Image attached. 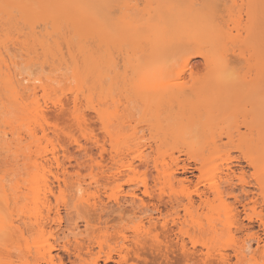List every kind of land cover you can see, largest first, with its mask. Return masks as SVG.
I'll list each match as a JSON object with an SVG mask.
<instances>
[{
    "label": "rangeland",
    "instance_id": "1",
    "mask_svg": "<svg viewBox=\"0 0 264 264\" xmlns=\"http://www.w3.org/2000/svg\"><path fill=\"white\" fill-rule=\"evenodd\" d=\"M15 1H17V0H15ZM28 1H31L32 3H34L36 0H28ZM89 1H86V2L88 4L92 5V7H91L93 10L92 11V17H94L95 19L98 18L99 20H101L102 21V22L100 21L101 26L104 27V29L110 31L109 33L111 35V39H109V42L111 43L112 41H114L113 44L112 43L110 44L108 42L105 43V41L103 40V37L100 36L98 33H96L97 36L93 35V34H95L94 30L89 29L88 27L85 29L83 35L81 34L82 36H77L76 34H75L76 35L75 36L74 33H77V31L75 32V30H73L71 28L72 26L70 28L72 29L71 31L73 33L70 31L69 25L65 24V25H67V26H65V25H62V23H61L62 28L61 27L60 28L62 31H60L61 32V35H60V32L59 31L57 32L55 27H53V29H52V26H53L52 21L53 20L51 21L52 22V24H51L49 20H48V22L47 21L45 22L44 20H40L39 17H38V19L36 17V20L38 22L35 20L36 24H34L32 26V25H29V22H28L29 17H32V15H30V14L28 16H26L27 21H25L23 19V18H25V16H23V14L19 11H14L13 17H11L10 19L4 13H3L4 15L3 14L0 15V58H2V60L0 59V68L2 71V72L0 71V135L1 136L6 135L5 136L6 140L10 141V143H11L8 145L6 143L0 142V145L2 144L1 145L2 148L0 147V167H2V168H0V178H2L4 176L3 171H5V168H7V169L10 168L11 164H13V165L17 164V166L19 165V168H17L16 172H15V170H10V169H8L9 171L6 170V172L8 171V173L5 175H7L8 178H6V179H8V180L4 179L3 183H4V181H6L5 183L6 184L9 183V185L7 184L9 187L13 184L15 186V183L18 180L20 181V178L22 179L20 182L18 181L19 183H21L20 184L21 187H20L19 192H18V190H19L18 189L15 192L16 193L15 194L14 191L12 192L13 189L9 188L10 189L8 191V193H9L8 197L9 198L7 200L8 201L7 203L2 201L4 198L1 199L2 196H0V207H2V208H0V240L3 238H6L5 241L2 240L1 243H3V242H4V244H5V242L7 243L4 246H3V244L0 243V253L2 252L0 254V264H9V262H13V264H25V261H22V260H24L23 259L24 257L21 254L22 250L24 253V251L27 250V248L29 249V247H30L29 251L32 249V251H30L32 253H28L27 252L28 250H27V251H25L24 254H26V252L28 253V255H26L25 259L28 257L30 260H32V259H34L33 255L35 254V253L33 254V252H34L33 248H35V246L37 247L38 244L39 245L42 244L41 246H43L42 242L40 244L39 241H37L43 237V236H40L38 233H36L37 231L36 232L34 231V233H33V231H31L32 235L30 234V232H28V233L26 232L27 234L25 233V236L24 237L22 236L23 238L21 236L19 237L16 235L15 236L8 235L6 233V231L9 230V228H8L9 224H14V225L22 224L24 220L29 221L30 218H33L37 214H39L41 212H47V208H49V207H52V209L54 211L59 209L65 218V219H63V223H62L63 225L61 227L62 229H60L56 224H53V223H52L53 225L51 224L54 228L53 229L51 227V229H53V231L55 230V232H57V234L59 235V236L57 235V238H56V237H52V236H56V234L53 231L49 232V230H51V229H50V226L49 227L47 226L45 233L44 232L42 233V234H44V236H45V234L47 236V237L46 236L43 237V239L44 238L49 239L48 241L45 239H44L45 242L43 241L44 245L46 246L49 244L48 242L54 243L55 242L54 240H56V239L62 238V240H63L64 236L69 234L71 231L69 229V226L67 227L68 224H70V223L73 224V223H75V221H77V223L80 224V229L77 231H80V230H83V228H84L83 224H84L85 216L87 218L94 219V217L92 215H91L92 217H89L90 214L94 215V212H96L94 207H92L88 202H86V201L83 202L82 200H79L76 197L73 199V195H74V193H76V187L74 185H75V180H77V179H81L82 183L85 180L83 185L86 188L88 187V190L90 189L89 192H91V191L96 192L97 187L100 188L98 190H100L99 193H101L100 194L101 198L103 197L102 199L103 200L105 199V202H109L110 206H111V203L113 204V201L108 199L109 194H111L113 192H118L119 194H121L123 196V199H122L123 213L121 215L118 212L113 213L112 212L114 210L113 207L107 208V210L105 209V211L102 212L104 215L105 214L107 215V216L105 215V217L111 216L108 219L110 221V223L112 222L115 226L121 225V228H122V226L124 227L125 225H127L126 228H128L129 220H130V222H133V221H139L141 219L140 216L142 213L138 212L139 211L138 209H134V207L130 201L125 200V199H130V194H128V191L131 190L132 188H137V189L139 188L140 190H138L137 192L141 196H143L146 200H150L155 204L156 203L159 204L161 206L162 212L164 214H166V213L170 214V211H171V213H174V211L179 210L180 215H183V214H185L184 205H186L188 202L186 195L190 192H193V190L195 189V185L198 183V181L200 182L198 184L199 185L198 187L200 189L205 188L204 186H209L212 182L220 183L221 185H223L224 194L221 197H215L212 194V192L209 191L208 196H211L210 198H212L209 206L203 207L201 209L198 208V210L196 209V207H194V208L190 209L191 214H189V215L185 214V217H184L186 220L185 228L189 230L191 235L196 234L198 236L200 235V236L207 238V236H204V235L197 233L199 223L207 225L208 219L210 217L217 218L220 216L219 214H221L220 218L223 219V218H225V214L228 211L234 210L235 208L237 210L238 209L241 210L242 206L238 202V200L234 199L235 195H237L239 197L243 195L240 198L243 201L245 200L244 202H246L248 204L250 203L249 205L252 208H254L256 212L264 213V197H262L260 195L259 185L256 182V180H257L256 177L259 174L261 176L259 178H263V176H264V172L262 173V171H264L263 170L264 158H262L261 166H259V167H261L260 172L256 171L259 169H256L252 165H250L245 158L244 153H246V151H248L247 150V144L243 143V142H239V141L229 142V140L227 139L228 137H226L227 131L225 132V130H228L226 128V126L230 121L223 122L225 124H223L221 122L227 118H228V120H231L237 114L240 115V116L238 115L239 116L238 120H240V121L243 120V118L241 116V112L238 113V111H240V110L235 111V109L233 107H229L231 105L230 101H229L230 98H238L240 104H242V102L249 104V102H247L248 100H246L247 98H249L250 102H257V105H261V97H262V94H264V0H258V2H256L257 0H213L215 5L217 2H219V3H217L218 7L216 5V7L214 9H212L210 14H207V16L204 13H202V15H204L203 18L204 17H205V19L208 18L202 24L203 27L204 26L207 27V30L205 31L206 33L204 35L199 36L198 40L193 41V42L196 44L198 51L204 49L206 53H208L212 56H214L217 52H223V51H224L223 53L226 54V52L223 48V45H224V43H228V45H227L228 50H227L226 56H227L228 60L230 59L229 65H231V67L229 68L230 72L227 71V74L230 73L229 78H228L227 74H226V77L223 78L224 84H222L221 86L218 85V81H219L220 77L225 75L223 73L221 74V76H220V74L210 75L211 73H209L208 77L204 80L198 79L195 81H191V80H189V78L186 77L183 80L172 82V83H177L181 86L188 88L187 89V90H189L188 92H199V93L205 94V95L209 94L208 97L206 98L208 102H210V101H222L224 103L226 102L227 104H230L227 106L220 107L219 109L211 107L212 112H210V110H207L205 108V106H203V107L200 106L198 112L200 114L204 111L206 112V113H203V114H205L204 116H203V114H202V116H200V118L202 117L200 120L201 122L203 121L202 119H204L203 117L207 118L206 121L209 118H211L212 120H215V121L220 119L219 122H221L219 128H217V131L215 132L217 135V136L215 135V140L219 142V144H220L219 147H217L215 149H206V150H202V149L200 150L197 146H195L193 143H191V138H177V137L169 136L167 139H160L158 135L161 134L162 132H160L158 130L156 132L154 130H153L154 132L147 130V129H151V128H146L147 125L146 126L144 125L146 130H147L145 132L144 131L145 129L142 127L144 124L143 121L145 120L146 117L143 118L144 120L142 121L143 122L142 127H139V126H141V124L139 122H141L140 120H142V117L144 116L143 112L139 113V117H140L139 118L138 115L136 116L137 113L135 114V113L131 112V110L133 111V109H134V108H131V105H129L131 110H129L127 112H130L131 114L133 113L134 114V115L132 114L133 118L136 117L137 120L132 118V119H130L131 120L130 121L129 117H128V120L131 122L130 123L131 125L129 126V128L131 127L132 130L130 131L128 129L129 124L126 122L125 125L128 124L126 127V131L128 129L129 133L127 132V134H125L123 132L125 134V135L122 134L123 136L119 135L120 132L122 133V131H119V130H122L124 128L123 131H125V127H123L122 129L118 128L119 132H116L117 130L113 129V127L116 128L119 126L116 123L117 126L112 125L113 126V127L111 126L112 129H109L110 126H109V128L107 126V128H108L107 129L104 126L102 120L99 119L98 116H96L97 115L96 111L99 110V106L102 108H105V109L107 108L110 113L114 111L111 109L112 105L110 107L109 106L103 107V105L102 106L100 105V104H107V105L112 104L113 103V100H112L113 94L115 96L114 99H116V97L118 95H119L118 97L122 98V93H121L120 86H119L120 81L122 79V75L119 76L120 74H117V73L121 72V66L124 63V56L129 51V48H128L129 43L138 41L139 39L142 38L141 36H143V37L147 36L148 37V36H150L149 34H151L150 28H149V27H151L150 25L147 26L148 25L147 24L146 25L147 27H146L143 25L144 23H142V25L144 27L142 26L140 28V27H138V25H137L138 23L136 21L139 19H141L139 21H142V19H143V22H144V19H146V18L148 19V16L150 14H152L151 16H153L160 9H164V8L165 9L166 8L171 9L170 7L172 5H176V7L178 6L177 8H179V6L183 4V6L186 7L188 12H190V10L192 8L191 4H193V2H196V5H198V4L202 3L201 0L200 1L199 0H197V1L196 0H194V1L193 0H179L180 2H177L178 0H156L157 2L154 0H118V1L117 0H98L96 2H93V0H91L90 2ZM119 1L122 2V4L118 3ZM153 1H154V3H153ZM170 1H171V3H170ZM172 1H174V2L172 3ZM250 1H254L252 8L254 11L255 21L260 18L259 23L256 21L257 23L255 24V26L253 24V28L255 27L254 31H258L257 34L255 33L256 36H255L254 42L255 41L256 42H255L254 46H251L250 44H246V43H241V41L239 40L240 38L243 39V37H245L244 35L247 34V30H246L247 25L245 23L247 22V17H248L246 14L249 12L247 5L249 4ZM258 3H261V4H258ZM124 4H126V6H123ZM108 5H120V6L122 5L119 9L118 16L114 17V13L116 12V9L113 7H108ZM155 5L156 6L158 5V6L156 7ZM194 5L195 4H193V6ZM131 7H136V9L133 10V8H132V11H131V10H129V8L131 9ZM155 8H158L159 10H156V12L154 13L153 11L155 10ZM108 9H110V12ZM128 10H129V12L130 11L132 12L130 14L132 19H130L129 15H128L129 20H127L126 18H125L126 19L125 20L124 16L126 15L125 13H128ZM112 11H113V14H112ZM256 11H258V13ZM260 11H262L263 13H261ZM98 13H100V14H98ZM230 13L232 14L231 17H230ZM233 14H234V16H235V14L238 16L239 15L243 16V17H241L242 23H244L246 21L244 23L246 26L241 23L242 24L241 27H245L244 30L242 29L241 34H239L238 29H236L234 27V23L232 20ZM235 18H238V17L235 16ZM213 19H214V21H213ZM130 20H134V21H132L133 23ZM127 21H130L131 23L130 22L127 23ZM231 21H232V23H231ZM238 21H240V18L238 19ZM146 23H147V20H146ZM63 24H64V22H63ZM135 24L137 25V27H135ZM227 26L229 28L233 27L232 33H231L232 35L230 36L231 39H227L224 36V34L222 35V33H220V32H223V30L225 32L226 29H228ZM34 27H36V28H34ZM64 28L65 29L67 28L66 30H69L70 34ZM33 29L34 30L36 29V30L30 34V32H32ZM134 29L136 31L137 30L138 31L136 32V31H134ZM64 31L67 32L69 35L66 34ZM91 31H92V33H91ZM211 31L212 32L214 31V32L212 33ZM35 32L37 34H35ZM122 32H123V36H121ZM214 33H215V35H214ZM32 34H33V36H31ZM46 34H48V36ZM77 34H79V33H77ZM132 35H134V36H132ZM135 35H137V36L135 37ZM37 36L39 39H37ZM68 36H70L71 39L70 38L68 39ZM93 36L97 37V40H94L95 37H93ZM79 37L84 38L83 40L86 44L84 42L83 43L85 45L83 43H81V44H83L84 46H87L86 47L87 49H90L89 53L91 52V56L87 50H86L87 51L86 56L84 53H81L83 48L81 47L82 45L77 42L79 40ZM90 37H92V38H90ZM138 37H141V38H138ZM145 37L142 40H144ZM29 38H31L32 41ZM35 38L37 41L35 40ZM41 38L45 39L46 42H49V43H47V46L50 45L51 47L50 48L47 47L48 49H46V50H48V52L51 51V53L50 52L47 53L45 48L44 49L41 48V47H43V45L45 43V41H44V43H42V46L39 44V43H41V41L43 42V40L40 41ZM74 39H75L76 43L72 44V42H74ZM148 39H149V37H148ZM80 40H82V39H80ZM85 40H87V41H85ZM67 41H69L71 43H69ZM101 41H102V44L105 43L107 45L106 46L103 45V47H102V45L100 44L101 46L99 48L100 49L99 50L100 52H99L97 47H98V44L101 43ZM190 41H192V40H190ZM27 42L30 43L29 44L30 47H28ZM25 44L27 45V47L25 46ZM52 44H53V46H52ZM75 44H76L77 48H78V45H81L80 48H82V50H80V48H78V50L81 52L76 51L77 50V48H75L76 46H73ZM242 44L243 45L246 44L244 46L245 48L242 46ZM31 46H32V48H31ZM101 47L103 48V50ZM33 48L35 50H33ZM104 48L107 49L108 51L105 52ZM91 49L96 51L95 55H93L94 51L92 52ZM71 50L73 51L72 53H70ZM132 51L133 52L136 51L135 47H133ZM179 51H180L179 49H172L171 52H169L168 54L174 58L179 53ZM75 52H76V54L74 55ZM97 52H99V53L102 52V55L97 53ZM57 54H59V56ZM79 54H81V55H79ZM82 54H84V55H82ZM88 54H89V58H91V60H95V61H89L88 60L89 61L88 63L90 66L89 65L87 66L86 63H84L86 61V59L82 58L84 56H85L84 58H86L88 56ZM41 55H43V56H41ZM44 55H46V56H44ZM60 55H62V56H60ZM99 55H101V56H99ZM105 55H106V60H102L103 61L102 62L101 57H102V59H105V57H104ZM76 57H78V58H76ZM92 57L94 59H92ZM244 57H246V58H244ZM49 58H50V60L48 61ZM68 58H69V60H68ZM109 58L111 59L113 66L110 67L109 70L106 71L105 69H107V67H105L104 65H101V66H104L102 68L99 65V67H101V71H100L97 67L98 64L106 62L105 63V65H106L107 62H109L108 60H110ZM248 58H250V59L248 61H246ZM55 59H57V60L55 61ZM80 59H83L82 62ZM60 60H62V61H60ZM71 60H72V64L70 62ZM77 60H79L80 63ZM190 60H191L190 65H197L201 69L206 67L207 62L205 61V59H203L202 56L195 55V56L190 57ZM13 61H17L18 67L22 70L25 68H28V69L39 68V69H41V71H36V72L30 71L33 74H40V73L43 74L45 71V73H47V75L41 74L42 76H51V75L54 76V74H57V72L60 71V73H61L60 76L58 78H56L58 80H54V81L52 80L51 81V80L47 79L48 77L44 78V80L46 79V81L48 83L47 86L45 87V89H39L35 96L33 95L30 97V99L29 98L25 99L26 102H29L31 99H35L37 104L40 107H42L43 110L46 111V112L44 111V114H47L46 116L42 115L40 113H38V114L33 113L29 119L23 121V120H21V118L23 117V114L20 112H15L16 110H14V109L16 107L14 108V106H12L11 98L7 95L8 91L5 87V84L3 83V80L5 81V79L8 78L9 75H11V74L13 75V73H15L14 68H13ZM50 61H52V62H50ZM99 61H101V62L99 63ZM69 62H70V64H69ZM77 62L79 63V65ZM97 62H98V64H97ZM62 63H64V64H62ZM55 64L56 65L59 64V65H61V67L64 65L62 67L63 69L61 68L62 70H59V71L53 73L52 70L55 69ZM80 64H81V66H80ZM115 64H117L118 66L116 65V67H115ZM82 65H86V66H82ZM92 65H94L93 69L96 70L95 73L91 72L92 71L91 70ZM52 67H54V68H52ZM85 67H88V69ZM78 68H79V70H78ZM112 68H114V69H112ZM75 69H77V71ZM85 69H87V70L85 71ZM97 70L99 72H103L104 76L102 75V73H100V74L106 80L102 77L104 79V81L102 82V80H101L102 78L100 79L101 76L99 75V72H97ZM232 70L235 71L234 72L235 74L232 72ZM54 71H56V70H54ZM87 71L92 73L94 77H91V74L88 76V78L86 76L84 77L83 74L84 75L89 74V72H87ZM210 71H213V69H211ZM108 72H110L111 74H107ZM231 72L233 73V76H232ZM49 74H51V75H49ZM105 75H106V77L108 75V77L106 78ZM109 75H111V76H109ZM230 75H231V78H230ZM118 76L121 77V79ZM112 77H114L115 80ZM116 78H118L117 82H115ZM46 81H44V82H46ZM115 84L117 86H115ZM256 86H259V87L256 88ZM115 88H116V90H115ZM218 88H225L224 90L226 93L224 95L218 97L216 94V91ZM118 90H120V91H118ZM227 91H235L236 94L231 96L227 93ZM118 97H117V99L119 102V99H121V98H118ZM202 100L203 99L199 100L196 97L194 98V101L197 102V104L198 103H199V105H201L200 103H202V105L206 104V102H203ZM75 102H77V104ZM123 102L124 101H122V103ZM116 103H117V100H116ZM120 103H121V101H120ZM75 104H76L75 107L79 110V112L81 111L80 113L84 112L83 114H85L86 118L88 116H89L88 119L90 118L89 120L86 119L87 122L84 121L83 124H85V125H83L80 122H79L80 123L79 124L78 121H75L74 118L72 117L71 113L76 109L74 107ZM114 104L115 103H113V105ZM117 104H119V103H117ZM123 104H127V103H123ZM95 107H98V110H96L97 108H95ZM125 107H126L125 105L120 106L121 112ZM110 109H111V111H110ZM173 110H175V112H178V110H180V109L176 106ZM136 111L137 110L135 109L134 112H136ZM200 111H202V112H200ZM127 112H125V113H127ZM188 112H189V114L191 113L190 111H185L187 116L185 115L184 112L181 113L184 116V117L182 116L183 119H185L186 117L188 118V115H189ZM16 113H18V114H16ZM260 114H261V116H257V117H260V121H259V127L261 129L260 133L264 137V119H262V109H261ZM187 118L185 119V121H187ZM147 119L148 118H146V120ZM137 121H138V124H137ZM132 122L135 123V125H139L138 126L139 128H136L137 130L135 129L136 130L135 134H133L134 133L133 132L134 124ZM223 127H225V128H223ZM112 130L116 133L113 132V134H111ZM140 130H142L145 133L146 136H143V137H145V140L143 138H141L142 139L141 140L139 138L140 137L139 136L137 138L140 140L135 139V142L133 141L134 139L132 140V138L130 139L131 142L125 141L126 139H127V141H129L128 139L130 138V136L135 138L134 135L137 136L136 135L137 131H138L137 134L139 135ZM230 130H233V129H230ZM235 130L236 129H234L233 131H235ZM241 130H242V132H244L245 128L241 127ZM142 131L140 133L141 136L143 133ZM221 132L223 135L220 134ZM152 133H154V134L152 135ZM219 134L221 137L219 136ZM161 136H163V133ZM155 137H157V138H155ZM219 137H220V140H218ZM146 138H147V140H146ZM151 138H154L156 140L151 139ZM96 139L99 141H96ZM148 140L151 142V144L153 146L152 148L148 147V146H150V143H149V145H145L147 142H149ZM153 140H154V143H153ZM138 141H141V142L136 143ZM17 142H20V143L17 145ZM19 145H21L19 148L20 151L18 149ZM138 150L144 151L145 155L147 154L146 156L148 158V164H146V162H145V164H143L144 162H142L139 159ZM21 151L22 152L24 151L25 154L23 155V153ZM29 153H30V157L28 156ZM53 154L54 155L56 154V156H58L60 160L65 162L66 166L69 169L68 172L69 173L71 172L70 174L72 175V177L69 173H66V175H68L67 177H69L70 182H74V183L69 182V185L66 186V185H64L63 181L59 182L57 180V176L60 175V177L64 178L63 176L65 174L63 173L62 170H59L60 168L57 169L58 167L53 162L54 161V159H53L54 155ZM41 156H45V157H43L45 160H48L49 162L52 161L54 163V164H52L53 166L51 165V167H50L51 172L47 171V174L45 175L47 177V179H49L48 182L51 185V187H50L52 190L51 192L49 191V187H46L44 185L45 181H43V180H44L45 176L39 174V171L38 172L36 170L34 171V167L32 169H30V171H28L29 169L26 168L27 162L28 163H30V161L33 162L37 157L40 158ZM196 157H198L199 159L195 160V159H197ZM43 158H41L40 160H42ZM101 158H104V159H101ZM99 160L102 162L101 164H102L103 169L97 168V163H100ZM130 162L133 163V170H130L128 168V164ZM24 163L26 164L25 165L26 167H23V168L21 167L22 168L21 169L20 166L21 165L23 166ZM229 163L232 165V168H233V170H235L236 174H240L239 172L242 173L243 171H244V174L246 173L245 175H246V178H247L246 180L248 183L245 186V190H246L247 194L245 192L241 191V189H240L241 186L239 184L240 182H238V183L236 182L237 184L235 183V185H237V187H235L234 191H232L230 189V187L224 186V183H223L224 178L223 177H224L227 165ZM184 164L189 167L188 171L182 172V169H177V171L178 170L179 171L176 172L177 173L176 175H177L178 179H184L186 177L188 179V181L184 180L185 182L183 181L182 184H180L178 182H175L174 184L171 183L169 181L168 174L171 172V170L173 168L176 169V166L180 167ZM105 169H106V171H105ZM101 170H103L104 172H102ZM110 170H111V172H110ZM11 172H13V173L11 174ZM93 172H94V175H93ZM78 173H79V175H78ZM261 173L263 175H261ZM32 174H33V176L34 175L35 176L31 177ZM87 174L90 175L91 177L94 176L95 178L96 177L99 178L100 179V183H99L100 187H99V185L95 186L96 185V183L94 182L95 178L93 177V179H92L90 176H87ZM112 174L115 177L112 176ZM9 176H11V177H9ZM40 176H41L42 180H40ZM42 176H43V178H42ZM109 176H112V178ZM116 176H117V178H116ZM37 177L41 181L40 183H39V181L37 183ZM105 177L106 178L109 177V179H110L109 180L110 182H108V185L106 184L107 186H104V184H103V182H105V179H106ZM17 178H18V180H17ZM70 178L71 179L73 178V181ZM32 180L34 183L36 182L37 185H34ZM145 181L147 182L150 189L152 190L151 194L153 195L154 198H152V195H151V198H149L150 196H148V195H143L142 191L144 189V182ZM235 181H237V179ZM32 184L34 185V187L35 186L37 187L38 185H39V187L37 189L33 188ZM44 186L46 187V189H48L47 191L44 190ZM68 186H70V187H68ZM5 188L7 189L8 187H5ZM21 189H23V190H21ZM38 190L40 191L39 192L40 194L38 195V198H37L36 194H38V193H36V192H38ZM2 191L0 190V193ZM255 192H257V193H255ZM2 194H0V195H2ZM43 195H45V196H43ZM192 195H193V198L195 199V201H197L199 203L198 197L195 195V193H192ZM255 195L256 196L258 195V196L255 197ZM3 196L5 197V194H3ZM244 196H246V197H244ZM170 197H173V198L179 197L180 199H182L181 200L182 202H180V204L175 202L174 204L175 205L177 204V207L175 206L172 209L171 208L172 206L169 203L167 204V202L170 200ZM161 199L163 200V202L162 201L160 202ZM253 201H256V202L254 203ZM164 203L166 204L167 207L165 206ZM198 203H195V204L198 205ZM115 207L116 206L114 205V208ZM5 208H7V209H5ZM250 209L251 208H249V210ZM1 210H2V212H1ZM3 211L5 213H3ZM132 211H136L137 212V213L135 212L136 214L140 213V214H138L140 216L136 215L139 218H134V215L132 214L134 212H132ZM108 215H110V216H108ZM154 215H158V213L155 212ZM243 215H244V213L241 214V220L244 217ZM120 216H124L125 220L121 221ZM142 218L144 219V222L147 224L148 219L146 218V216L143 215ZM33 219H35V218H33ZM131 219H134V220L131 221ZM243 221L245 223H248V221L246 219H243ZM122 222H123V224H122ZM112 223L110 225L114 226ZM130 224H129V226L132 225V224L131 225ZM59 229L61 230V232H59L60 231ZM116 229H114V231H113L114 234L116 232L115 231ZM119 229L120 228L118 227L117 230H119ZM252 229H255V230L259 229L256 222L253 223ZM124 231L128 232L129 235H132L131 232H133L132 229L128 230V231L124 229ZM48 233H52L53 235L51 236ZM40 234H41V232H40ZM38 235L40 237H38ZM209 235L210 234H208V236ZM33 236L35 238L38 237V239L36 238L37 239L36 241L38 242V244H36L34 242L35 238ZM54 238H56V239H54ZM69 238H74V237L72 235H69ZM113 240L114 239H112L111 241H113ZM111 243H113L112 246L114 245V246H116V249H119V247H120L119 244L121 242L116 243V240H115V242L113 241ZM28 245H29V247H28ZM39 245H38V247H39ZM198 245L200 248L198 246H197V248L201 249L200 244H198ZM253 246L254 247L256 246L255 243H253ZM227 251H229V252L231 251V253H232V250L230 248ZM54 253H56V252H54ZM19 254L22 256L21 258L19 256ZM29 254H31V255L33 254V255L31 256ZM113 255H114V260H112L109 264H116V261L118 260L117 250L113 251ZM173 258L175 259V261H179V262L174 261V263L172 261L173 264L181 263L177 257H175V256L172 257V260H174ZM234 260H235V258H233V261ZM124 264H128V263H124ZM138 264H146V263L139 262Z\"/></svg>",
    "mask_w": 264,
    "mask_h": 264
},
{
    "label": "bare ground",
    "instance_id": "2",
    "mask_svg": "<svg viewBox=\"0 0 264 264\" xmlns=\"http://www.w3.org/2000/svg\"><path fill=\"white\" fill-rule=\"evenodd\" d=\"M86 1H89V0H36L34 3H32L31 1H28V0H17V1H15V0H0V15H2L4 13L10 19L11 17H13L14 11L21 12L23 14V16H25V18H26V16H28L30 14V15H32V17H29V19H28L29 25L33 26L34 24H36V21H37L36 17H37V19L39 17L40 20H44L45 22L46 21L48 22V20L50 21L51 24L53 22V24H52L53 26L51 25L52 29H53V27H55L57 32L58 31L59 32L62 31L61 30L62 25L67 24V25H69L70 31L73 29V30H75V32L77 31V33L80 34L79 35L77 33H74V35L76 34L77 36H82L84 31H85V29L88 27L89 29H93L94 30L95 34H93V35L97 36L96 33H98L100 36L103 37V40L105 41V43L106 42L110 43L109 42V39H111V35L109 33L110 31L104 29V27L101 26V22H102L101 20H99L98 18L95 19L94 17H92V11H93L92 8H91L92 5L88 4ZM96 1H98V0H93V2H96ZM154 1H156V0H154ZM154 1H153V3H154ZM173 2L174 1H172V3ZM177 2H180V1L178 0ZM201 2H203V0H201ZM253 2L254 1H250L249 4L247 5L249 12L246 14L248 16L247 17V22L246 21H245L246 23L244 22L247 26L244 23H242V21H241V17H243V16H240V15L238 16V15L235 14V16L238 17V18H235L234 14H233V17H232V20H233V23H234V27L236 29H238V33L239 34H241L242 29L244 30V28H245V27H241L242 24H244L246 26L247 34L244 35L246 38L243 37V39L240 38L239 40L241 41V43L250 44L251 46H254V44L256 42V41L254 42L255 36H256L255 33L257 34V32H258V31H254L255 27L253 28V24L255 26V24L257 22L259 23V20H260V18H259V19L256 20L257 22L255 21L254 11H253V8H252ZM256 2H258V0ZM118 3L122 4V2H120V1ZM170 3H171V1H170ZM217 3H219V2H217ZM217 3H216V5L218 7ZM126 4H124L123 6H126ZM193 4L196 5V2H193ZM193 4H191L192 8H191L190 12H188V10L186 9V7L183 6V4L180 5L179 8H177L178 6L175 7V8L174 7H170L171 9H169V8L165 9L164 8V9H160V10L158 8H155V10L153 11L154 13L156 12V10H159V11L156 12L153 16H151L152 14H150L148 16V19L147 18L144 19V22H143V19H142V21H139L141 19L137 20L138 19L137 18L136 22L138 24L137 23L136 24L140 28L143 25L144 26H146L147 24H148L147 26L150 25L151 27H149V28H150V33L151 34H149L150 36H148V37L149 38H153L155 27L158 24H160L161 22H167L169 20H173L174 19L180 25L182 33L184 35V38L186 40L196 41V40H198L199 36L204 35L206 33L205 31L207 30V27L206 26L203 27L202 24L208 18H206V19H205V17L203 18L204 15H202L201 10L199 8L193 7ZM258 4H261V3H258ZM132 8H133V10L136 9V7H131V9L129 8V10L132 11ZM108 10L110 12V9H108ZM129 10H128V13H125L126 15L124 16V19L125 18L127 20H129V18L132 19V17L130 16V14L132 12L131 11L129 12ZM256 12L258 13V11H256ZM260 12L263 13L262 11H260ZM98 14H100V13H98ZM112 14H113V11H112ZM128 15H129V18H128ZM231 16H232V14L230 13V17ZM25 18H23V19L25 21H27V18L26 19ZM239 18H240V21H238ZM146 20H147V23H146ZM130 21L132 22L134 20H130ZM130 21H127V23L130 22ZM213 21H214V19H213ZM63 22H64V24H63ZM61 23H62V25H61ZM142 23H144V24L142 25ZM231 23H232V21H231ZM136 24H135V27H137ZM67 25H65V26H67ZM228 26H227L228 29H226L225 32L223 30V32H220V33H222V35L224 34V36L227 39H231L230 36L232 35L231 33H232L233 27L229 28ZM34 28H36V27H34ZM35 30L33 29V31L30 32V34L33 33ZM66 31H68V33H69V30H66ZM134 31H136V30L134 29ZM65 33L68 34L67 32H65ZM91 33H92V31H91ZM35 34H37V33L35 32ZM46 35L48 36V34H46ZM60 35H61V32H60ZM214 35H215V33H214ZM31 36H33V34ZM121 36H123V32H122ZM132 36H134V35H132ZM136 36L137 35H135V37ZM83 37H79V40L80 39L83 40L84 39ZM93 37H95V36H93ZM141 37H138V38H141L139 40H142L145 36L144 37L141 36ZM146 37H145V39H148V37L147 38ZM31 38H29V39H31ZM69 38H70V36H68V39ZM90 38H92V37H90ZM37 39H39L38 36H37ZM35 40H36V38H35ZM41 40H43V42ZM79 40L77 42L80 43V44L84 42V40L83 41L82 40L79 41ZM87 40H85V41H87ZM94 40H97V37H95ZM31 41H32V39H31ZM40 41H41V43H39V44L42 46V43H44L45 39L41 38ZM67 42H69V41H67ZM27 43H28V47H30V45H29L30 43L29 42H27ZM45 43H44L43 47H41V48H43V49L45 48V50H46V49L51 47L50 45L47 46V43H49V42L45 41ZM69 43H71V42H69ZM73 43H76L75 39H74V42H72V44ZM105 43L102 44V41H101V43L98 44V47H97L98 51L100 50L99 48H100L101 45H102V47H103V45L104 46L107 45ZM111 43L113 44L114 41H112ZM26 44H25V46L27 47ZM83 44H81L82 46L78 45V48H80V46L83 48L84 51L82 50V48H80V50H82V52L78 50L76 44L73 45V46H76L75 48H77V50H76L77 52L84 53L85 56H86L87 55V51L89 53L90 49H87L86 48L87 46H84L86 43L84 45ZM246 44H244V45L242 44V46L244 47ZM227 45H228V43H224V45H223V48H224V50L226 52V54L224 53L225 55H227V50H228V48H227L228 46ZM52 46H53V44H52ZM163 46H164V41L162 40L161 41V47H163ZM31 48H32V46H31ZM33 50H35V49L33 48ZM72 50H71L70 53L73 52ZM91 50H92V52L94 51L93 55H95L96 51L93 50V49H91ZM102 50H103V48H102ZM46 51H47V53H49V52L51 53V51H49V52H48V50H46ZM104 51L106 52L108 50L104 48ZM199 51L204 52L209 59H211L213 57L212 55L206 53L204 49L203 50H199ZM99 52H97V53H99ZM135 52L136 51H134V53ZM75 54H76V52L74 53V55ZM84 54H82V55H84ZM89 54L91 56V52ZM89 54H88V56L86 58H84L85 56L82 57L83 59H86V61L84 63H86L87 66L89 65V63H88L89 61H95V60H91V58H89ZM99 54L102 55V52L99 53ZM57 55L59 56V54H57ZM62 55H60V56H62ZM79 55H81V54H79ZM101 55H99V56H101ZM106 55L104 56L105 59H102V57H101V61L102 60H106ZM41 56H43V55H41ZM44 56H46V55H44ZM93 57H92V59H94ZM202 57H203V59H205V56H202ZM76 58H78V57H76ZM244 58H246V57H244ZM0 59L2 60V58H0ZM83 59H80L81 62H82ZM249 59L250 58H248L246 61H248ZM49 60H50V58L48 59V61ZM56 60L57 59H55V61ZM68 60H69V58H68ZM60 61H62V60H60ZM77 61H79V60H77ZM101 61H99V63ZM108 61L109 62H107L106 65H105V63H106L105 61H104L105 63H101V64H98V62H97L98 69L101 71V67L103 68L105 66V67H107V69H105V70L106 71L109 70V68L112 67L113 65H112L111 59L108 60ZM50 62H52V61H50ZM70 62L72 64V60ZM70 62H69V64H70ZM229 62H230V59L228 60V63ZM79 63H80V61H79ZM79 63H78V65H79ZM62 64H64V63H62ZM189 64H191L190 58H189ZM57 65L55 64V69H54L56 71L51 69L53 73L63 69L62 67L64 65L62 67L59 64H57ZM86 65H82V66H86ZM99 65L100 66L104 65V66L99 67ZM116 65L117 64H115V67H116ZM80 66H81V64H80ZM93 66L94 65L91 66L92 67V69H91L92 71L91 72L95 73L96 70L93 69ZM230 67H231V65H229V68ZM13 68H14L15 73H13V75L12 74L9 75L8 78L5 79V81L3 80V83L5 84V87H6L7 91H8L7 95L11 98L12 106H14V108L16 107L14 109V110H16L15 112H20V113L23 114V117L21 118V120H23V121L29 119L33 113H37V114L40 113V114L46 116L47 114H44L45 110H43L42 107H40L37 104L35 99H31L32 101L30 100L29 102H26L25 99L26 98L30 99V97L33 96V95L35 96L39 89H45V87L47 86L48 83H47L46 79L44 80V78L48 77L47 79H49L51 81L52 80L53 81L54 80H58L56 78H58L60 76V74H61L60 71L57 72V74H54V76L51 75V74H49L51 76H42V75H47V73H45V71H44L43 74L42 73L33 74L30 71H24V70L20 69L18 67V62L17 61H13ZM52 68H54V67H52ZM85 68L88 69V67H85ZM114 68H112V69H114ZM87 69H85V71ZM211 69H213L214 72L210 71L209 72V73H211L210 75H212V74H214V75L220 74V76H221L222 73L225 74L222 77H220V79L218 81V85L219 86L224 84L223 78L226 77L227 71L225 73L224 71L217 70L215 68V66L214 67L212 66ZM75 70L77 71V69H75ZM78 70H79V68H78ZM0 71H1V68H0ZM87 72H89V71H87ZM97 72H99V71L97 70ZM110 72H108L107 74H111L112 73V72L111 73ZM229 72H230V70H229ZM232 72L234 73L235 71L232 70ZM232 72H231V74L233 76ZM100 73H102V75H103V72H99V75L101 76ZM90 74H91V77H94L93 74L90 73V72H89L88 75H84L83 74V76L84 77L86 76L88 78V76ZM117 74H120L119 76H121V72H119ZM229 74H227L228 78H229ZM103 76H101L100 79ZM109 76H111V75H109ZM105 77H106V75H105ZM107 77H108V75H107ZM103 78L101 79L102 82L105 79V78L104 79ZM112 78H114V77H112ZM119 78L121 79V77H119ZM230 78H231V75H230ZM117 79L118 78H116L115 82H117ZM43 80L46 81V82H44ZM114 80H115V78H114ZM116 84H115V86L118 85V84L117 85ZM172 84L174 86V90L171 93H169L165 97L157 98L155 101H153L147 107L142 108V110H137L136 108L131 106V108H134L133 111H132L130 106H129V104L128 105L127 104H123V103H127V102L124 101L122 103V98L118 97L119 95L118 96L116 95L118 98H121V99H119V102H118L117 97H116V99H114L115 96L113 94V99L112 100H113V103L116 104V105L114 104L115 106L113 105V103L110 104V105H107V104H100V105L101 106L103 105V107H106V106L110 107L112 105L111 109L114 110V111L110 113L107 108L105 109V108H102V107L99 106V110H98V107H95V108H97L96 110H98V111H96L94 109L96 111V114H97L96 116H98V118L102 120V122H103V124H104V126L106 128H107V126H108V128L110 126L109 129H112V127L114 125L115 126L119 125L120 127L119 126L116 127V128L113 127V129L117 130L116 132L122 131V133L120 132L119 135L123 136V135L127 134V132L129 130L130 131L132 130L131 127L129 128V126L131 125L130 124L131 123L130 119L133 118L132 114L133 113H135V114L137 113L136 116L138 115V117H139V113L143 112L144 116L142 117V120H140L141 122H139L141 124V126L135 125V123L132 122L134 124V126H133V129H134L133 132L134 133L133 134H135V131L137 130L136 128L142 127V123L144 122L142 128L145 129L144 130L145 132L147 130H150V131L154 130L155 132L158 130V131L163 133V136H161L162 133L158 135L160 139H167L169 136L177 137V138H191V143H193L195 146H197L200 150L201 149L202 150L215 149V148L219 147V145H220L219 142L215 140V135H216L215 132L217 131V128H219L221 122L223 123L225 121H230L227 124V126H226V128L228 130H225V132L227 131L226 132L227 133L226 137H228L227 139L229 140V142L239 141V142L246 143L248 151H246V153H244L245 158H246V160L248 161V163L250 165H252L256 169H259V170H256V171L260 172V168L261 167H259V166H261L262 158H264V137L260 133V130H261L260 127H259L260 117H257V116H261V114H260L261 105H257V102H250L249 98L246 99V100H248L247 102H249V104L248 103H243V102H242V104H240L238 98H230L229 101H230L231 105L227 104L226 102L224 103L222 101H210V102H208L206 98L208 97L209 94L205 95V94H201L199 92H188L189 91V90H187L188 88H186L184 86H181V85H179L177 83H172ZM257 87H259V86H256V88ZM224 89L225 88H218L217 89L216 94H217L218 97L222 96V95H224L226 93ZM115 90H116V88H115ZM118 91H120V90H118ZM227 93L229 95H231V96L236 94L235 91H227ZM195 97L198 98L199 100L203 99L202 101L206 102V104H204V105H202V103H200L201 105H199V103L197 104V102L194 101ZM116 100H117V103H119V104L116 103ZM120 101H121V103H120ZM75 103L77 104V102H75ZM76 104L74 105V107L76 106ZM119 105L120 106H124V105L126 106L122 110V112H121V108H120ZM227 105H230L229 107H233L235 109V111L240 110V111H238V113L241 112V116H242L243 120L242 121L238 120L240 115L237 114L231 120H228V118H227V119H225V120H223L221 122H219L220 119L215 121V120H212L211 118H209L206 121L207 118H205V117H203L204 119H202L203 120L202 122L200 121L201 118H202V117L200 118V116H202L203 113H206L205 111L204 112L200 111V112H202L201 114L198 112L200 106H202V107L205 106V108L207 110H210V112H212V108L211 107L219 109L220 107L227 106ZM176 106L180 109V110H178V112H175V110H173ZM111 109H110V111H111ZM135 109L137 110L136 112H134ZM77 110L78 109L76 108L71 113L72 117L74 118V120L78 121V123L80 122L82 124L84 123V121L87 122L86 119H88L89 116L86 118L85 114H83L84 112L80 113L81 111L79 112V110L78 111ZM129 110H131V112H133V113L131 114L130 112H127ZM185 111H190L191 112L190 114L188 112V114H189L188 118L186 117L187 121H185L186 118L185 119L182 118L183 115L181 114L182 112L185 113ZM125 112H127V113H125ZM186 113H185V115H186ZM16 114H18V113H16ZM204 115L205 114H203V116ZM128 117H129L130 121L128 120ZM145 117L148 118V119L146 120ZM143 118H145L146 121ZM133 119L137 120L136 117L133 118ZM126 122L129 124V125L127 124L128 125V129H129V130L127 129V131H126L127 125H125ZM116 123H117V125H116ZM137 124H138V121H137ZM223 124H225V123H223ZM83 125H85V124H83ZM144 125L145 126L147 125L146 128H151V129H147L146 130ZM123 127H125V131L126 132L123 131L124 130ZM241 127L245 128L244 132H242ZM118 128H120V129L123 128V129L118 131ZM223 128H225V127H223ZM230 129H233V130L236 129V130L233 131V130H230ZM142 130H140L139 135L137 134L138 131L136 132L137 136L134 135L135 138H133V137H131L129 135L130 136V138L128 139L129 141H127V139L125 141L126 142H131V140H130L131 138H132V140L134 139L133 140L134 142H135V139L140 140L141 138H143L145 140V137H143V136H146V135H145V133ZM141 131L144 133V134L142 133V136L140 135ZM113 132L114 131L112 130L111 134H113ZM116 132H114V133H116ZM153 134L154 133H152V135ZM220 134H222V132ZM220 134H219V136H220ZM5 136L6 135H2V136L0 135V142L6 143L8 145L11 144L10 141L6 140ZM137 137H139L140 139H138ZM220 137H219L218 140H220ZM155 138H157V137H155ZM151 139H154V138H151ZM146 140H147V138H146ZM154 140H156V139H154ZM154 140H153V143H154ZM96 141H99V140L96 139ZM140 142L141 141H138L136 143H140ZM19 143L20 142H17V145ZM149 143H150V146H148V147L152 148L153 146H152L150 141L147 142L145 145H149ZM1 145H0V147H1ZM20 146L21 145H19L18 149L20 148ZM19 151H20V149H19ZM138 152H139L138 157H139V159L142 162H144L143 164H145V162H146V164H148V158L146 156L147 154L145 155L144 154L145 152L141 151V150H138ZM22 153H23V155L25 154L24 151ZM28 156L30 157V153H29ZM43 157H45V156H41L40 158L37 157L33 162L32 161H30V163L27 162V165L24 163L23 166L22 165L20 166V168L21 167L23 168V167L27 166L26 168L29 169L28 171H30V169H32L34 167V171L35 170L37 172L39 171V174L45 176L47 174V171L51 170V168H50L51 165L55 163L56 166L58 167L57 169L60 168L59 170H62L63 173L65 174L63 176L64 178L60 177V175L57 176V180L59 182L63 181L64 185H66V186L69 185L70 180H69V177H67L68 175H66V173H69L68 172L69 169L66 166L65 162L60 160L59 157L56 156V154L53 157V159H54L53 162L54 163L52 161L49 162L48 160H45ZM41 158H43V159L40 160ZM196 158L197 159H195V160L199 159L198 157H196ZM101 159H104V158H101ZM101 163H102L101 161H100V163H97V168L103 169ZM0 168H2V167H0ZM17 168H19V165L17 166V164H14V165L11 164L10 168H8V169L15 170V172H16ZM128 168L130 170H133V163L130 162L128 164ZM188 168L189 167L187 165H185V164L180 166V167L176 166V169L173 168L171 170V172L168 174L169 181L171 183H173V184L175 182H178V183L182 184V182L184 180L188 181V179L186 177L184 179H178L177 175H176L177 174L176 172L179 171V170L177 171V169H182V172H187ZM8 169L5 168V171H3L4 172V174H3L4 176L2 178H0V190L1 191L3 190L0 194H2V193L5 194V197L3 196V194L0 195V196H2L1 199L4 198L2 201H4L5 203L8 202L7 200L9 198L8 197L9 196L8 191L10 190L9 188H12L13 190L12 189L11 190H12V192L14 191V193L18 189H19L18 190V192H19L20 191V187H21L20 186L21 183H19V182L22 180L20 178V181H19L18 178H17V180L19 182L16 180L17 184L15 183V186L13 184L10 187L8 186L9 183H7L8 185L5 183L6 181H4V183H3V180L8 178L7 175H5V174L8 173V171H9ZM6 170H8V171L6 172ZM263 170H264V167H263ZM101 171L104 172L103 170H101ZM105 171H106V169H105ZM13 172H11V174ZM94 172H93V175H94ZM110 172H111V170H110ZM263 172L264 171H262V173ZM239 173L240 174H236L235 170H233V168H232V165L229 163L227 165V168H226V171H225V174H224V177H223L224 178L223 179L224 186L225 187L226 186L230 187V189L232 191H234L235 187H237V185H235V183L236 182L237 183L240 182L239 184L241 186L240 187L241 191H243V192H245L247 194V192L245 190V186L248 183L247 180H246L247 179L246 175H245L246 173L244 174V171L242 173L241 172H239ZM262 173H261V175H263ZM78 175H79V173H78ZM32 176H33V174L31 175V177ZM43 176H42V178H43ZM87 176H90V175L87 174ZM112 176H114V175L112 174ZM112 176H109V177L112 178ZM9 177H11V176H9ZM71 177H72V175H71ZM93 177L94 176H92L91 178L93 179ZM109 177L108 178L105 177L106 178L105 182H103L104 186H107L108 182H110L109 181L110 180ZM259 177H261L260 174L256 177L257 178L256 182L259 185L260 195L262 197H264V176H263V178H259ZM116 178H117V176H116ZM236 179H237V181H235ZM6 180H8V179H6ZM40 180H42L41 176H40ZM40 180L37 177V183H38V181L40 183L41 182ZM48 180L49 179H47V177L45 176L43 181H45L44 185L46 187H49V191L51 192L52 191L51 188H50L51 185L49 184ZM71 180L73 181V178ZM32 182H33V180H32ZM84 182H85V180H84ZM84 182L82 183L81 179L75 180V185L74 186L76 187V193H74L73 199L76 197L79 200H82L83 202H85V201L88 202L92 207H94V209H95V211L97 213L94 212L95 216L93 214H90V216L88 215L89 217L93 216L94 219L87 218L85 216V220H84V224H83L84 225L83 230L77 231V230L80 229V224L77 223V221H75V223H73V224H71V223L68 224L67 223L68 224L67 227L69 226V229L71 230V231L69 230L70 233L67 234L66 236H64L63 240H62V238L61 239H56L58 234H57V232H55V230L53 231L54 228H53L52 225L56 224L60 229H62L61 227L63 225L62 224L63 223V219H65V218H64V216L62 215V213H61V211L59 209L54 211L52 209V207L47 208V212H41V213L37 214L36 216L33 215L34 216L33 218H35V219L30 218L29 221H27V220L25 221L24 220L22 224H17V225L9 224V227H8L9 230L6 231V233L8 235H10V236H15L16 235V236H19V237L20 236L24 237L26 232L27 233L30 232V234L32 235L31 231H33V233H34V231L35 232L37 231L36 233H38L40 236L45 237L46 234L44 236V234H42V233L43 232L45 233L47 226L48 227L50 226V229H51V227L53 228V229L49 230V232L53 231L56 234V236H52L53 235L52 233H48L52 237H56V238H54L56 240H54L55 241L54 243L53 242H51V243L48 242L49 244L46 245V246L44 245V242H45V240L48 241L49 239H47V238L45 239L44 238L45 239L44 240L43 237H42V238H40V240L42 239L40 241V240H37L38 237H40L39 235H38V237H36L37 239L33 236L35 238L34 242L36 244H38L37 241H39L40 244L42 242L43 246H41L42 244L41 245L38 244L39 245V247L37 245L38 248L36 246H35V248H33V251H34L33 254L34 253L35 254L34 255L32 254L34 256V259H32V260H30L28 257L25 259L26 255H28V253H32V252H30V251H32V249L29 251V249H30L29 245H28L29 249L27 248L28 251L25 250L28 253L26 252V254H24L25 251L23 253V250L21 249L22 250L21 254L24 257L23 258L24 260H22V261H25V264H52L53 261H57V262L64 261L65 264H76V262H79V264H90V262L93 261V260L99 261L101 259L103 260L104 264H109L112 260H114V255H113V251L114 250H117V255H118V260L117 261H123L124 263H128V264H138L139 262H144L146 264H150V263L151 264H173L175 259L173 258L174 260H172V257H174V256L177 257L180 260L181 263H179V264H224L225 261H230L231 264H236L237 261L239 262V264H264V236H261V234H260L261 220L264 219V213L256 212L255 209L252 208L249 205L250 203L248 204V203L244 202L245 200L243 201L240 198L243 195L240 196V197L235 195V198H234V199L238 200V202L241 204V206H242L241 210H239V209L237 210L236 208L234 210H230V211H228L225 214V218H223V219L220 218L221 214H219L220 216L217 217V218L210 217L208 219L207 225L199 223L198 230H197L198 232L197 233H199L201 235H204V236H207V238H205L203 236H200V235H199L200 236L199 237L196 234L191 235L189 230L185 228L186 220H185L184 217H185V214L186 215L191 214L190 213V211H191L190 209L191 208L196 207V209L198 210V208L201 209L203 207H207L211 203V199L212 198H210L211 196H208L209 195V193H208L209 191H211L212 194L215 197H221L224 194L223 185H221L220 183L212 182L209 186H204L205 188H203V189L202 188L200 189L198 187L199 186L198 184L200 183L199 181H198L197 184L195 183L196 185H195V189L193 190V192H190V193H188L186 195V198L188 199V202H187L186 205H184L185 214H183V215H180L179 210L178 211L177 210L174 211V213H171V211H170V214H167V213L164 214L162 212L161 206L159 204H157V203L155 204V203H153L150 200H146L143 196H141L137 192L138 190H140L139 188L138 189L137 188H132L131 190L128 191V194H130V199H125V200L126 201H130L132 203L134 209H138L139 210L138 212H140L142 214L140 216V215H138L140 213L136 214L137 213L136 211H132V212H134V213H132L134 215V218H139L138 216H140L141 219L139 221H133L134 219H131V221H133V222H130V220H129L128 228L129 227L130 228L128 229V228H126L127 225H125L124 227L122 226V228H121V225L115 226L112 222L111 223L114 226L110 225L111 223H110V221L108 219L111 216L108 215L110 217H105L106 214L104 215L102 213L103 211H105V209L107 210V208H110V207L112 208L113 207L114 210L112 212L113 213L114 212H118L121 215L123 213V207H122L123 206L122 205L123 204L122 203L123 196L121 194H119L118 192H113V193L108 195V199L112 200L113 204L117 207V208L116 207L114 208V205L112 203H111V206H110L109 202H105V199L103 200L102 199L103 197L101 198V196H100L101 193H99L100 190H98L100 188L97 187V191L96 192H93V191L89 192L90 189L88 190V187L86 188L83 185ZM94 182L96 183L95 186L99 185V187H100V184H99L100 183V179L99 178L96 177L94 179ZM37 183L33 182L34 185H37ZM70 183H74V182H70ZM34 185H33V188L37 189L39 187V185L37 187L36 186L34 187ZM45 186H44V190L47 191L48 189H46ZM5 187H8V188L6 189ZM68 187H70V186H68ZM21 190H23V189H21ZM39 190H38V192H36V193H38V194H36L37 198H38V195L40 194ZM151 191L152 190L150 189L149 185L145 181L144 182V189L142 191L143 195H148V196H150L149 198H151V195H152ZM192 193H195V195L198 197L199 203L197 201H195V199L193 198ZM255 193H257V192H255ZM43 196H45V195H43ZM257 196L255 195V197H257ZM244 197H246V196H244ZM152 198H154L153 195H152ZM162 199L160 200V202L161 201L163 202ZM181 200L182 199H180L179 197H176V198L170 197V200L167 202V204L169 203L172 206L171 208L173 209L175 206L177 207V204L175 205L174 203L177 202L178 204H180V202H182ZM253 202L255 203L256 201H253ZM195 203H198V205H196ZM165 206H166V204H165ZM0 208H2V207H0ZM249 208H251L252 210L251 209L249 210ZM5 209H7V208H5ZM2 210H1V212H2ZM155 212H157L158 215H154ZM3 213H5V212L3 211ZM242 213H244L243 219H246L248 221V223H245L243 221V219L241 220V214ZM136 215H138V216H136ZM143 215H145L146 218L148 219L147 224L144 222V219L142 218ZM120 218H121V221L125 220L124 216H120ZM254 222L257 223L258 228H259L258 230L252 229V226H253ZM122 224H123V222H122ZM129 224L131 226H129ZM118 227L120 228L119 230H117ZM114 229H116L115 230L116 231L115 234L113 232ZM124 229L127 230V231L132 229V231H133V232H131L132 235H129L128 232L124 231ZM38 230L41 232V234H40V232ZM59 232H61V230ZM208 234H210V235L208 236ZM69 235H72L74 238H69ZM5 239L6 238L1 239L0 243H1L2 240L5 241ZM112 239H114L113 240L114 242L116 240V243H118V242L120 243L121 242L119 244L120 245L119 249H116V246H114V245L112 246V244H113V243H111V242H113V241H111ZM253 243H255V245H256L255 247L253 246ZM1 244H3V246H4L7 243L5 242V244H4V242H3ZM198 244H200L201 249H199L200 247H199ZM229 245H231V247H229ZM197 246L199 248H197ZM101 247H103V252L99 251V249ZM229 248L232 250V253H231V251L230 252L227 251ZM54 252H56V253H54ZM29 255H31V254H29ZM19 256H20V258L22 257L20 254H19ZM109 256H111V260L108 259ZM233 258H235L234 261H233ZM172 261H173V263H172ZM175 262H179V261H175ZM9 264H13V262H9Z\"/></svg>",
    "mask_w": 264,
    "mask_h": 264
},
{
    "label": "snow or ice",
    "instance_id": "3",
    "mask_svg": "<svg viewBox=\"0 0 264 264\" xmlns=\"http://www.w3.org/2000/svg\"><path fill=\"white\" fill-rule=\"evenodd\" d=\"M108 7L115 8L114 17L118 16L120 5H108ZM193 7L199 8L207 16L216 5L213 0H203L202 3ZM162 40L163 47H161ZM133 47L136 49L135 53L132 51ZM128 48L129 51L124 56V63L121 66L122 79L119 86L122 101H126L137 110L171 93L174 90L173 81H180L186 77L191 81L204 80L208 77L212 66L225 72L230 70L228 58L223 52H217L209 59L204 52L197 50L193 41L184 38L180 25L174 19L158 24L153 38L131 42ZM172 49L180 50L174 58L168 54ZM195 55L205 56L207 62L205 68L201 69L197 65L189 64V58ZM23 70L41 71L39 68ZM261 109L262 119H264V94L261 97ZM260 234L264 236V219L261 220ZM99 251L103 252V247ZM108 259L111 260V256ZM52 264H65V262L53 261ZM90 264H104V262L102 259L93 260ZM116 264H124V262L116 261ZM224 264H231V262L225 261ZM236 264L239 262L237 261Z\"/></svg>",
    "mask_w": 264,
    "mask_h": 264
}]
</instances>
